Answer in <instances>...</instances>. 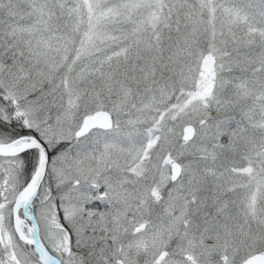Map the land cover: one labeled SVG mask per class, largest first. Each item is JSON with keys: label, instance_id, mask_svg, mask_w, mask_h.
<instances>
[{"label": "snow or ice", "instance_id": "obj_1", "mask_svg": "<svg viewBox=\"0 0 264 264\" xmlns=\"http://www.w3.org/2000/svg\"><path fill=\"white\" fill-rule=\"evenodd\" d=\"M0 264H264V0H0Z\"/></svg>", "mask_w": 264, "mask_h": 264}]
</instances>
